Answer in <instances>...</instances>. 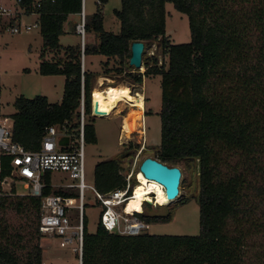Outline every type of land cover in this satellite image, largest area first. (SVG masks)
Returning <instances> with one entry per match:
<instances>
[{
    "label": "trees",
    "instance_id": "trees-1",
    "mask_svg": "<svg viewBox=\"0 0 264 264\" xmlns=\"http://www.w3.org/2000/svg\"><path fill=\"white\" fill-rule=\"evenodd\" d=\"M107 1L97 0L96 11L85 17V35L93 34L96 42L64 48L59 45L63 24L69 15L80 14L81 0H20L17 6L25 15L38 16L43 45L39 74L61 75L65 81L60 103H49L40 95L15 98L12 139L34 151L49 126H64L67 133L77 134L81 89L90 114L95 78L82 72L83 54L117 59L115 72L126 74L135 85H142L144 75L160 76V143L154 159L177 167L196 162L198 193L191 198L199 207V233L123 236L108 233L100 224L90 233L84 219L81 264H264V244L246 245L253 235L264 236V204L252 207L244 202L249 195L264 200V166L260 164L264 155V0H121L120 9L113 11L120 27L116 34L103 28L102 9ZM168 3L186 15L189 42L173 44L166 35ZM134 42H142L144 49L158 42L160 65L156 57L146 58L143 73L132 71L128 61ZM53 51H62L63 60H48ZM110 71H105V77ZM84 140L96 141L91 125L84 128ZM135 153L128 151L125 156ZM232 157L245 158L255 179L248 180L238 166L229 167L226 161ZM8 161L2 158L3 176L8 174ZM122 170L119 158L97 163L94 188L101 194L124 188ZM45 182L49 183L48 173ZM135 185L130 184V190ZM49 194L67 195L46 187L43 195ZM8 213L21 217L23 223L13 225ZM39 215V198L2 199L0 264H42ZM137 216L148 226L169 221L143 213ZM250 251L252 257L247 258Z\"/></svg>",
    "mask_w": 264,
    "mask_h": 264
},
{
    "label": "rangeland",
    "instance_id": "rangeland-1",
    "mask_svg": "<svg viewBox=\"0 0 264 264\" xmlns=\"http://www.w3.org/2000/svg\"><path fill=\"white\" fill-rule=\"evenodd\" d=\"M97 0H84V9L87 16L96 11ZM121 0H108L103 6V28L107 32L114 34L120 30L119 21L113 15L114 10H119ZM11 6V7H10ZM0 8L10 9L13 12L17 7L15 0H0ZM166 21L165 31L173 44L187 43L190 40L188 20L186 15L177 12L172 4L165 5ZM77 17V16H76ZM5 21L0 23V110L3 116L8 118L15 112L13 102L15 98L24 96L34 98L35 96H45L49 103H60L64 90V76L50 75L42 76L38 72L39 64L43 61L40 58L42 50V39L39 34L40 27L32 29L28 33L11 34L2 27L7 22V17H2ZM77 19V18H76ZM22 22L24 24H33L37 19L33 15H25ZM79 22V20H78ZM77 22V23H78ZM76 23V24H77ZM76 26V25H75ZM74 26V27H75ZM64 30L68 33L59 37L61 47L77 46L80 44V38L73 35L69 24L64 25ZM75 30V28H74ZM95 41L93 34H86L84 42L89 44ZM161 48L158 42H154L146 47L142 54V63L146 58L156 57L160 65ZM62 51H53L47 55L48 60H63ZM166 61V60H164ZM84 71L92 73L95 78L92 80L94 88L103 89L106 87L127 90L130 95L143 93L144 111L142 113L144 123V134L138 132L132 133L127 137V131L124 127V117L127 115L130 107L125 102H119L112 108L107 109L102 118H94L86 112L85 126L91 125L94 130L96 141L88 142L84 140V172L85 184L88 189L85 190L84 197V215L86 217L88 232L95 231L99 222L100 205L94 197L91 187L94 186V167L97 163L109 159H121L122 176L126 183L137 182L136 174L139 172V165L146 157L154 158V151L160 143V108H161V89L160 76L144 75L142 85H135L124 73L115 72L118 67L117 59H105L101 56L81 55V68ZM128 66L132 71L143 73L145 67L135 69ZM110 69V73L105 77V71ZM99 75V77H96ZM104 77L106 80H99ZM102 85V86H100ZM92 90V91H93ZM140 90V91H139ZM94 97H92L93 99ZM126 104V105H124ZM122 135V136H121ZM127 139V142L124 140ZM123 142V144H122ZM142 145L144 148L141 150ZM136 151L133 157L125 156L128 151ZM229 167L238 166L240 171L247 175V179H255L253 170L247 168V160L240 157H232L226 161ZM264 166V155L260 162ZM228 167V168H229ZM248 169L247 171L243 169ZM181 178L179 184V194L171 201L170 205L157 206L151 202H145L148 206L142 204V211L149 217H167L168 222H155L149 224V234L153 235H188L194 236L199 233V207L196 199L191 198L198 193V176L196 162L189 167L180 165ZM61 181V182H60ZM71 180L66 173L52 174L51 183L58 185L60 183H69ZM259 182L257 183V185ZM13 188L17 193H24L22 184L13 180L9 181V186L5 189ZM54 191L62 188L54 187ZM184 202V203H183ZM250 206L255 207L264 204V200L254 195L244 201ZM7 219L13 225L23 223L21 217L8 213ZM43 238V237H42ZM41 240V239H40ZM48 249L45 251L46 264H78L77 256L73 253L72 246L60 247L59 240H51ZM264 244L262 234L253 235L247 239L246 245L254 247ZM254 251V250H253ZM253 251L247 254V258L252 257ZM43 260V259H42Z\"/></svg>",
    "mask_w": 264,
    "mask_h": 264
},
{
    "label": "built area",
    "instance_id": "built-area-1",
    "mask_svg": "<svg viewBox=\"0 0 264 264\" xmlns=\"http://www.w3.org/2000/svg\"><path fill=\"white\" fill-rule=\"evenodd\" d=\"M15 2L18 5L20 0H15ZM24 16V11L19 7L13 12L10 9L0 8V20L5 21L2 17L8 18L2 27H5V30L11 34L28 33L32 29L40 27L38 21L33 24H24L22 22ZM85 17L84 0H81V12L79 14V22L75 26V32L80 38L82 48L85 38ZM1 21L0 23H2ZM81 70L83 72L82 68ZM93 103L91 92L90 116L94 118L107 117L106 115H95ZM78 111L77 134L67 133L64 126H49L44 131L38 149L29 151L13 141V121L11 117L3 116L0 110V206L2 199L6 196L39 198V233L43 237L59 240V245L62 248L72 246L71 250L77 256L78 264H81L84 219L86 220L84 215V195L85 190L88 189L85 184L84 172L86 111L83 88L81 89ZM143 136H145L144 133ZM124 142H127V139ZM143 148L144 146L142 145L141 150ZM2 158L9 160L8 174L5 176H3ZM47 173L49 174L48 184L45 182ZM54 173H66L71 182L53 185L51 179ZM13 180L22 184L26 192L17 193L13 188L5 189L6 186H9V181ZM46 187L62 188L67 195H43V190ZM91 191L100 205L98 224L105 231L123 236H136L148 231L149 226L139 219L137 216L138 212L126 213L127 204L133 196V188L130 190L129 183H126L122 189H115L106 194L99 193L94 186L91 187ZM143 203L144 201H142Z\"/></svg>",
    "mask_w": 264,
    "mask_h": 264
},
{
    "label": "bare ground",
    "instance_id": "bare-ground-1",
    "mask_svg": "<svg viewBox=\"0 0 264 264\" xmlns=\"http://www.w3.org/2000/svg\"><path fill=\"white\" fill-rule=\"evenodd\" d=\"M140 91V90H139ZM100 111H106L119 102H125L130 107L124 117V127L129 138L132 133H144V123L142 113L144 111L143 93L130 95L127 90H115L109 87L98 90L94 96ZM143 161V160H142ZM141 164V163H140ZM140 166V165H139ZM136 185L133 187V196L130 198L126 207V213H141L142 201L154 203L157 206H167L173 200H168L164 188L156 181L148 180L140 172L136 174Z\"/></svg>",
    "mask_w": 264,
    "mask_h": 264
},
{
    "label": "water",
    "instance_id": "water-1",
    "mask_svg": "<svg viewBox=\"0 0 264 264\" xmlns=\"http://www.w3.org/2000/svg\"><path fill=\"white\" fill-rule=\"evenodd\" d=\"M131 56L129 65L135 69H141L142 54L144 45L142 42H134L130 47ZM93 112L95 115H104L105 112L100 111L96 102L93 103ZM140 172L148 180H153L161 184L164 188L166 198L174 200L178 194V186L180 184L181 171L177 166L165 165L152 157L143 159L139 166Z\"/></svg>",
    "mask_w": 264,
    "mask_h": 264
},
{
    "label": "crops",
    "instance_id": "crops-1",
    "mask_svg": "<svg viewBox=\"0 0 264 264\" xmlns=\"http://www.w3.org/2000/svg\"><path fill=\"white\" fill-rule=\"evenodd\" d=\"M11 7V6H10ZM33 16H34V18L35 19H37V15L36 14H33ZM77 16V17H76ZM77 18V19H76ZM23 19V18H22ZM78 20H79V14L78 15H69L68 16V19H67V22H65L64 24H63V32H64V34L65 33H68V32H66L65 30H64V25L65 24H69V26L71 27V24L72 25H76V23L78 22ZM72 33H73V35H75V36H77V37H79L77 34H76V32H75V30L74 31H71ZM40 34V33H39ZM63 34V35H64ZM88 35H90V34H88ZM41 37V36H40ZM61 37V36H60ZM85 43V42H84ZM91 43H95V41H93V42H91ZM90 44V43H89ZM101 57H103V58H105L106 59V57H104V56H101ZM82 69H83V71H84V67H83V65H82ZM99 80H106V78H104V77H100V78H98V82H99ZM113 89V88H112ZM98 90H100L99 88H94V90L92 91V97H94L95 95H96V93L98 92ZM115 90H119V89H115ZM122 91V90H121ZM93 100H94V98H93ZM113 107V106H112ZM112 107H109V108H112ZM123 121H124V119H123ZM124 123V122H123ZM51 240H57V239H55V238H50V237H43V238H41V240H40V246H41V248H42V264H46L45 263V251L48 249V247H49V244H51V243H45V242H51Z\"/></svg>",
    "mask_w": 264,
    "mask_h": 264
},
{
    "label": "clouds",
    "instance_id": "clouds-1",
    "mask_svg": "<svg viewBox=\"0 0 264 264\" xmlns=\"http://www.w3.org/2000/svg\"><path fill=\"white\" fill-rule=\"evenodd\" d=\"M179 187V186H178ZM144 202H146V201H144Z\"/></svg>",
    "mask_w": 264,
    "mask_h": 264
}]
</instances>
